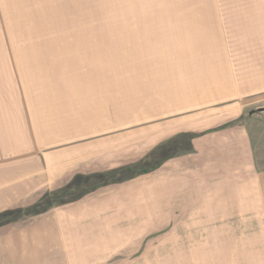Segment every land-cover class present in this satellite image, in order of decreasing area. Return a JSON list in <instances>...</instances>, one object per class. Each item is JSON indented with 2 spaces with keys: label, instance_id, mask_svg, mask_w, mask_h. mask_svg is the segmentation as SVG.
<instances>
[{
  "label": "rangeland",
  "instance_id": "1",
  "mask_svg": "<svg viewBox=\"0 0 264 264\" xmlns=\"http://www.w3.org/2000/svg\"><path fill=\"white\" fill-rule=\"evenodd\" d=\"M263 107L264 0H0V264H264L164 221L263 176Z\"/></svg>",
  "mask_w": 264,
  "mask_h": 264
},
{
  "label": "crops",
  "instance_id": "2",
  "mask_svg": "<svg viewBox=\"0 0 264 264\" xmlns=\"http://www.w3.org/2000/svg\"><path fill=\"white\" fill-rule=\"evenodd\" d=\"M65 17L68 16L65 15ZM72 20V18H67L63 23L68 25ZM70 29L75 28L71 25L62 28V30ZM226 138V134L221 135V147L218 146L219 149L214 148V142H212L211 138L204 144V148L201 149L202 157L205 158H202L204 160L203 167H205V164H207L208 167L206 172L207 175L210 174L211 159L215 157L216 154L221 153L222 160V158L226 156L227 151L235 149L234 152L239 154L242 152L243 147L241 144H228L224 142ZM205 139H207V137ZM216 150L219 151V153H215ZM212 151L214 152L212 153ZM166 165L167 166L156 173L161 174L162 170L172 166V162ZM222 174L225 173L222 172ZM224 180L223 177L221 179V198H198L196 201H188L187 203L181 201L177 202V204H174L175 200L169 199L167 205H165L168 206L169 209L164 211L166 212L164 215L168 216V213H172V215L170 218L167 217L164 221L185 223V225L182 226L183 230H181V232L189 231L192 237H198L201 234L209 238V234L204 235V233L206 231L207 233L210 232L212 228L221 234L222 240L226 238H256L258 237V233H264V174L249 182L237 181L226 183ZM157 217L158 216H155V218ZM151 221L154 222L156 220L152 219ZM176 232L180 231L177 230ZM174 237L178 238V235ZM58 259L59 257L52 259V264L58 263ZM45 261L49 263L51 260L47 259Z\"/></svg>",
  "mask_w": 264,
  "mask_h": 264
},
{
  "label": "water",
  "instance_id": "3",
  "mask_svg": "<svg viewBox=\"0 0 264 264\" xmlns=\"http://www.w3.org/2000/svg\"><path fill=\"white\" fill-rule=\"evenodd\" d=\"M258 110H259V111H264V107H263V108H259Z\"/></svg>",
  "mask_w": 264,
  "mask_h": 264
}]
</instances>
